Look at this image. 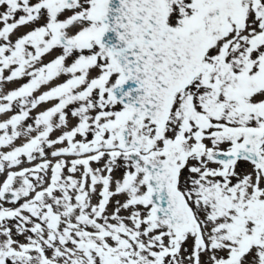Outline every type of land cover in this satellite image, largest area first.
Segmentation results:
<instances>
[{"label": "snow or ice", "instance_id": "6c2138e0", "mask_svg": "<svg viewBox=\"0 0 264 264\" xmlns=\"http://www.w3.org/2000/svg\"><path fill=\"white\" fill-rule=\"evenodd\" d=\"M0 264H264V0H0Z\"/></svg>", "mask_w": 264, "mask_h": 264}]
</instances>
